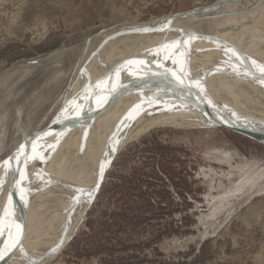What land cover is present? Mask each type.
I'll return each mask as SVG.
<instances>
[{
	"label": "rangeland",
	"instance_id": "1",
	"mask_svg": "<svg viewBox=\"0 0 264 264\" xmlns=\"http://www.w3.org/2000/svg\"><path fill=\"white\" fill-rule=\"evenodd\" d=\"M219 1L0 0V165L3 168L0 178L5 179L4 185L7 183L6 187L2 185L3 188L0 189V198L5 196L0 201H6L0 203V215H3L6 205L9 210L6 225L0 230V236L3 239L0 240V244L3 250L5 243L9 242L7 224L13 225L12 231L15 233L14 225L21 219L17 206V199L20 197L19 187L16 188L13 185L14 177L11 171L6 176L7 179L4 177L5 167L2 162L9 156L15 155L14 152L18 146L29 136L39 132L40 129H49V132H53L52 135L47 134L50 136V140H43L46 144L41 141L42 144L39 143L37 149L39 152L41 151L42 155H50L49 158L52 161L46 158V162H44L46 165H42L40 170L37 168V164H34L40 158L32 159L27 165L24 164L25 166L22 165V161L19 162L22 168L19 166L20 164L17 165L18 162L12 165L13 167H15L14 165L19 166L26 172L28 181L22 183L21 187L27 189L36 180V173L55 171V165L59 168L58 166L61 164H68L70 161H67L69 160L67 149L77 148L74 149L73 154L78 152L81 156L84 151L89 150L84 146L89 141L91 143L103 140L100 138L106 133L120 134V129L127 130L136 123H141L148 114L152 115L158 112L157 108L160 103L163 107L166 102V109L170 111V108L179 103L182 104L185 100L209 104L199 99L201 96L212 102L226 100L227 98L223 96L209 97L210 95H207L209 93L206 90L207 84L211 81L208 79L218 76V72L229 78L235 75L231 77V79L236 78V80L233 79L235 81L238 78L239 81L240 78H243L244 81L238 82L248 90L244 91L245 93L238 91V94H246L245 96L242 94L241 97L254 100L251 90L256 84L253 90L256 91L255 93L260 92L258 95L263 94L261 99L264 98V84L260 82L262 76L250 67L251 62L243 61L241 65V61L236 57L230 58L231 54H226L227 49H221L222 52L218 51V55V52L214 51L217 55H214L215 57L214 53L210 52L211 56L209 57L212 59H206L205 62L198 57L199 52L195 51L197 43H202L207 47L214 42V40L202 39L203 36H220L222 41L231 44L236 41V38L232 40L233 37H231L229 40L218 33L226 29L225 31L229 30L239 35L237 26L238 30L229 25L220 27L219 23L222 21H214L216 18L224 20L238 12L236 19L240 24L243 22L246 25L254 24L259 29L264 27V0H234L235 4L232 0L230 1L231 6L225 8L226 11L218 12L217 16L183 21L180 24L178 22L165 29L146 30L140 32L143 42L138 46H131L124 52H120L116 48L111 50L116 46L121 48L124 45L126 42L125 31L134 23L147 22L186 10H195L194 8L210 7ZM244 8L249 11H244ZM251 9L252 11H250ZM259 29V34H257L258 31L243 34L246 38L242 37V41L243 43L247 41L246 44L250 41L247 46H252V49L261 45V50H264L263 43L259 44V38L256 36H260L263 40L264 30ZM180 30L182 31L180 32ZM250 35L255 38H248ZM190 36H195V38L189 39ZM187 39L190 45L187 43L186 46L183 41ZM243 39H249V41ZM163 40L164 42H162ZM173 40L182 41L179 44L182 48L179 45L172 48L174 49H171L173 57L171 54L169 57L163 55V52L168 49L162 48V44H171ZM155 46H157L156 50ZM144 48H146L145 51ZM185 49H187L186 56L180 57L178 53ZM150 51L151 53H147ZM202 51H204L203 54L207 53L206 49ZM108 52L112 56L120 55L117 60L113 59L116 63L108 57L107 60L110 59L109 62H113L110 66L102 69L103 71L106 69L104 73L109 77L111 74L108 84L112 81V83H116L127 80L129 85L122 87L118 99L113 101L101 115L99 113L93 115L98 124L92 120L94 122L92 125L97 127L98 131L100 130L96 131V136L93 135L96 128L91 125H89L90 127L83 125L74 131L71 130L66 137L60 138L62 136H57L59 132L55 133V130L50 129L56 125L53 124L54 122H60L68 114L67 112L61 115V110L65 107L66 102L73 97L76 102H79L92 93L89 92V87L92 84L88 83L91 81L85 82V86L82 84L78 90L73 87V91L70 92L73 83L78 84L79 80L76 81V79L81 78L88 67L95 66ZM125 55H135V58L131 56L130 60H143L146 63L140 66L131 65V67L127 65V69L122 67L117 78L115 72L113 75L109 72L121 65L125 66L126 63L121 64ZM221 56L223 59L225 58V61H221ZM149 58L151 62L147 63L146 60ZM151 59L155 60V63L158 60L159 63H152ZM174 59L188 60L183 65L188 76L182 77L188 87L179 84L172 75V72L181 75V64H174ZM189 59H195L194 61L200 65ZM251 59L261 63L264 56H251ZM200 61L205 64L201 65ZM233 61L237 67H241L240 71L243 74H234L231 72L232 70L230 71V68L233 67L231 64H234ZM262 62L264 64V61ZM244 63L252 68L248 67L254 76L244 73ZM156 67L158 68L156 69ZM228 67L230 68L227 70ZM169 69L172 71H167ZM210 70H213V73ZM227 73L230 75H226ZM259 75L260 77H258ZM100 78L105 79L103 75L99 76V80ZM194 80L201 82L204 92L192 84ZM94 82L95 80H93ZM76 83L74 85H77ZM246 83L250 85L249 88ZM262 84L263 86L260 87ZM87 87L88 92L85 93L84 90ZM135 88L138 89L135 90ZM205 90L208 92L207 94ZM149 92L153 93V104L138 102V98H146ZM192 93H196L198 96L188 95ZM261 99L257 101H261ZM187 101H185L186 105L185 102L184 106L181 105L183 113H189L190 109L198 111L196 107L192 108L191 101L188 103ZM137 104L141 105L138 115H135L134 119L127 118L129 110ZM114 106H117L119 111H115ZM61 117L63 118L61 119ZM120 122L125 124L122 125ZM130 122L132 123L130 124ZM63 126H67V124ZM89 133L93 135L91 136L92 141ZM86 138L88 141L84 140ZM52 140L54 142L51 144ZM104 141L105 139L101 142V146ZM53 145L55 146L52 147ZM99 146L100 141H97L93 149L97 152L92 159H89V161L94 160L95 164L103 150L106 149L99 148ZM51 153H58V156H54L56 159L51 156ZM62 154L65 159L63 157L61 160L59 156L62 157ZM78 154L75 156L79 157ZM75 156L70 157L75 159ZM47 165L51 169L47 168ZM34 166L36 167L34 168ZM41 168H45L44 171L43 169L41 171ZM35 169L37 170L35 171ZM15 179H19L18 173ZM73 179L79 180L78 177ZM74 183L72 180L71 185H68L64 198H69L72 195ZM60 192L55 193L56 196L58 195L55 197L56 200H58ZM10 195L13 200L9 205ZM72 200L74 202L73 198ZM50 208L54 207H49L48 216H50H47L46 219L42 218L37 224L44 222L52 225L54 221V217H52L54 211L52 210L55 208ZM73 211L71 210V212ZM47 219L49 220L47 221ZM39 228L37 229L39 230ZM63 239L64 242L60 243L53 255L43 254L41 250H38L36 253L33 252V256L37 260L43 256L40 264H264V142L222 124H214L211 127L164 125L149 128L134 139L127 141L113 154L94 203L76 227L70 229L67 237H63ZM29 249V247L26 248L22 255L26 256L27 252L30 256L31 249ZM38 252L43 255L37 257ZM23 256L20 258L19 264L24 261Z\"/></svg>",
	"mask_w": 264,
	"mask_h": 264
},
{
	"label": "bare ground",
	"instance_id": "2",
	"mask_svg": "<svg viewBox=\"0 0 264 264\" xmlns=\"http://www.w3.org/2000/svg\"><path fill=\"white\" fill-rule=\"evenodd\" d=\"M230 1H232V0H223V1H219V3H217V4H215V7L214 8H216V9H214L213 11H209V12H207V13H205V15H214V14H217L218 12H220V11H223V10H225V8H227V7H230L231 6V2ZM246 1H248V0H246ZM230 2V3H229ZM233 2H234V0H233ZM215 3V2H214ZM234 4H235V2H234ZM249 4V3H248ZM243 5V4H242ZM246 5V4H245ZM211 6H214V5H211ZM211 6L210 7H201V8H194L195 10H201V9H209V8H211ZM247 6V5H246ZM243 7H245V6H243ZM247 8H249V6H247ZM237 9V8H236ZM235 9V10H236ZM240 9V8H239ZM232 10V9H231ZM226 11V10H225ZM241 11H243V10H241ZM240 11V12H241ZM244 11H249L248 9H246L245 10V8H244ZM250 11H252V9L250 10ZM233 12H236V11H233ZM239 12V13H240ZM242 13V12H241ZM219 14V13H218ZM225 14V13H224ZM227 14V13H226ZM237 14H238V12L236 13V15H234V16H230L229 14H228V16H230V18H227V19H224V20H221V19H217L216 18V20H214V21H219L220 20V22L222 23H219L220 25V27H222L221 25H229L230 27L232 26L233 27V29H234V27L236 28V26H237V28L239 29H237L238 30V32H240V34L238 35V33H236V32H234V33H232V32H230L229 30L228 31H221L220 33H218V35H221L222 37L223 36H225L226 38H228L229 40L231 39V37H233L232 38V40L233 39H235L236 41L234 42L233 41V43H232V45H234L236 48H239V50H241L244 54H246V55H248V56H252V57H254V56H264V50H261L262 48H260V46L259 47H254V49H252V46H247L248 45V43L250 44V41H249V39H245V40H248L249 42L246 44L245 42H247V41H245L244 39V43H243V41H242V37H244V38H246L245 36H243V34L245 35V34H247V33H250V32H257L258 31V29H259V27L257 28V26H255L254 24H252V25H250V24H247L246 25V23H242V24H240L238 21V19H236V16H237ZM215 16H217V15H215ZM220 16H222L221 15V13H220ZM212 17V16H211ZM210 17V18H211ZM219 17V16H218ZM222 18V17H221ZM223 18H225V17H223ZM215 19V18H214ZM237 20V22H235ZM212 21V20H211ZM249 22V21H248ZM209 23V22H208ZM214 23V22H213ZM134 24H138V23H134ZM179 24H180V22H179ZM236 24V25H235ZM218 26V27H219ZM226 27V26H225ZM230 27H228L229 29H230ZM231 27V28H232ZM145 28H147V27H145ZM144 28V29H145ZM157 28V27H156ZM191 28V27H190ZM215 28H217L216 26H215ZM215 28H214V31H215ZM209 29V28H208ZM235 29V30H236ZM150 30H152V29H150ZM149 30V31H150ZM189 30V29H188ZM223 30V29H222ZM259 30H264V27H262L261 29H259ZM182 30H180V32H181ZM143 32V31H142ZM179 32V33H180ZM259 32L260 31H258V33L257 34H259ZM215 33V32H214ZM251 34V33H250ZM141 33H139V34H137V35H135L134 37H131L129 40H128V42H125L124 43V45L121 47V48H119L118 46H116V47H114V48H112L111 50H113V49H119L120 50V52H124V50L125 49H127V48H130L131 46H138L141 42H143V39H141L143 36L141 35ZM241 35V36H240ZM249 35V34H248ZM247 35V36H248ZM257 36V38H259L258 39V43L260 44V43H263L262 45V47H263V49H264V37L262 38L263 40H261V38H260V36H258V35H256ZM261 36H262V34H261ZM264 36V35H263ZM250 37H253V36H249L248 38H250ZM146 38V37H145ZM144 38V39H145ZM221 37L220 36H218V37H215V39L216 40H214V42L211 44V45H209V46H204L202 43H197L196 44V46H197V48L195 49V51H197V52H199V54L200 55H198V57H200V58H202L203 59V61H205L206 62V59L208 60L209 58H211V57H209V56H211V54H210V52H213L214 54H213V56L216 54L215 52H218V51H221V49L223 50H225V49H227V48H231V46H228L229 44H228V42H225V41H222L221 39H220ZM225 38V39H226ZM253 38H255V37H253ZM256 38V39H257ZM152 39V38H151ZM251 39V38H250ZM167 40V39H166ZM177 40V39H176ZM183 40V39H182ZM188 40V39H187ZM260 40V41H259ZM174 41V40H173ZM185 41V40H184ZM162 42H164V40L162 41ZM180 42H182V41H180ZM255 42L257 43V40H255ZM120 43V42H119ZM153 43V42H152ZM172 43V42H171ZM160 44H161V42H160ZM189 45H190V43H188ZM194 43L192 42V45H193ZM226 44H228V45H226ZM148 45H149V43H148ZM162 45H164V44H162ZM191 45V46H192ZM147 46V45H146ZM150 46H151V44H150ZM149 46V47H150ZM180 46V45H179ZM187 46V45H186ZM225 46H227V47H225ZM156 47L157 46H155L154 48H155V50H156ZM185 47V46H184ZM222 47V48H221ZM146 48H148V47H146ZM146 48H144V51L146 50ZM153 48V46L151 47V49ZM163 48V47H162ZM179 48V47H178ZM180 48H182L181 46H180ZM260 48V49H259ZM150 49V48H149ZM149 49H147L148 51H149ZM159 49H160V47H159ZM158 49V50H159ZM188 49V48H187ZM203 49H206L207 51V53H205V54H203V52L204 51H202ZM110 50V51H111ZM116 50V51H117ZM172 50H174V49H172ZM171 49H168V50H165L164 52H163V55H168V57L170 56V54H171V56H172V54H173V51H172ZM109 51V52H110ZM152 51V50H151ZM151 51L150 52H147V53H151ZM160 52H161V49L159 50ZM159 51H158V53H159ZM163 51V50H162ZM176 51H177V49H176ZM183 51V50H182ZM215 51V52H214ZM108 52V53H109ZM140 52H142V51H140ZM157 52V51H156ZM192 52H193V50H192ZM222 52V51H221ZM225 52H227V51H225ZM106 54V55H104L103 56V58H101L102 60L101 61H99L98 63H96L95 64V66L93 65V67H91L90 66V68L88 67L87 68V71L86 72H84L82 75H81V78H77L76 79V81L77 80H79V81H77L78 82V84L76 83V82H74V83H76L77 85H74V83H73V85H72V89L70 90V92H72L73 91V87H76L75 89L76 90H78L79 88H80V86L82 87V84H84V86H85V82H87V81H91V83L90 82H88L89 84H92V86L91 87H89L90 89H89V92L91 93L87 98H85L84 100L82 99L81 101H77L76 103L77 104H80V105H82V108H81V117L80 118H77L76 117V115H75V112H73L72 111V109L70 108L69 109V111H68V114H66L65 116V118H63V117H61V119L63 118V120H60V122L59 121H57V122H54L53 124H56V125H54L50 130H55L54 132L55 133H58V135L57 136H62V137H60V138H64V137H66L67 136V134L71 131V130H73L74 131V129H77V128H80V127H82L83 125L84 126H89V125H91V126H93L94 127V125H92V124H94V122H95V120H96V118H94L93 117V115H95V114H97L98 112H99V107L98 106H95V105H97V102H98V99L99 98H102V95H103V93H104V91L107 89V87L109 86V84L107 85V87L106 88H104V89H97V88H95V85L97 84V82L98 81H101L102 79L100 78V80H99V76H101L102 77V75L106 78V76L108 75V74H106V73H104V71L106 70H102L104 67H106V66H110L111 64H112V62L114 61V60H117V58L120 56H112L111 55V53H109L110 54V56H109V54ZM118 53H119V51H118ZM208 53H209V55H208ZM146 54V53H145ZM144 54V55H145ZM153 54H154V52H153ZM179 54V53H178ZM219 54V52L217 53V55ZM225 54V53H224ZM251 54V55H250ZM141 55V54H140ZM143 55V56H144ZM148 55V54H147ZM157 55V54H156ZM161 55V54H160ZM176 55V54H175ZM194 55V54H193ZM193 55H191V56H193ZM217 55H215V56H217ZM137 56V55H136ZM146 56V55H145ZM190 56V57H191ZM214 56V57H215ZM226 56H228V55H226ZM111 58L113 61L112 62H109V61H111L110 59H109V61L107 60V58ZM173 57V56H172ZM177 57V56H176ZM194 57V56H193ZM219 57V56H218ZM132 58H135V55L134 56H132ZM151 58V57H150ZM150 58H149V60H146L147 61V63H149V61H150ZM153 58V57H152ZM155 58V57H154ZM179 58V57H178ZM187 58H189V57H187ZM195 58H196V56H195ZM221 58V61L222 60H224L223 58H222V56L220 57ZM220 58H218V59H220ZM227 58V57H226ZM136 59H138V58H136ZM160 59V58H159ZM170 59H171V57H170ZM182 59V58H181ZM212 59V58H211ZM211 59H209V60H211ZM233 59V58H232ZM237 59V58H236ZM263 59V58H262ZM151 60H153V59H151ZM162 60V59H161ZM160 60V61H161ZM171 60H173V59H171ZM175 60V59H174ZM185 60V59H184ZM187 60V59H186ZM189 60H195V59H189ZM200 60V59H199ZM252 60H254V59H252ZM258 60V59H257ZM155 60H153L152 61V63L154 62ZM188 61V60H187ZM213 61V60H212ZM225 61V60H224ZM262 61H264V60H262ZM261 61V63L263 64V62ZM115 62V61H114ZM151 62V61H150ZM158 62V60L156 61V63ZM208 62V61H207ZM214 62V61H213ZM213 62H211V63H213ZM234 62V61H233ZM250 62V61H249ZM116 63V62H115ZM114 63V64H115ZM146 63V62H145ZM155 63V62H154ZM155 63V64H156ZM159 63V62H158ZM165 63V62H164ZM194 63H198V62H196V61H194ZM200 63H202L201 61H200ZM209 63V62H208ZM219 63V62H218ZM242 63L243 62H241V65H242ZM248 63V62H247ZM175 64V63H174ZM181 64V63H180ZM191 64V63H190ZM189 64V65H190ZM205 64V63H204ZM203 63L201 64V65H204ZM214 64H215V62H214ZM237 64H238V62H237ZM144 65V64H143ZM192 65H193V63H192ZM197 65H200L199 63L197 64ZM232 65H235V62H234V64H231V66ZM244 65H245V63H244ZM127 65L125 64V66L124 67H126ZM140 66V65H139ZM147 66V65H146ZM161 66V65H160ZM162 66H163V64H162ZM178 66V65H177ZM248 66V65H247ZM114 67H115V65H114ZM128 67H131V65L129 66L128 65ZM196 67V66H195ZM240 67V66H239ZM249 67V66H248ZM250 67H252L251 65H250ZM249 67V68H250ZM97 68V69H96ZM116 68V67H115ZM147 68V67H146ZM145 68V69H146ZM158 67H156V69H157ZM160 68H162V67H160ZM163 68H165V67H163ZM177 68V67H176ZM194 68V67H193ZM230 67H228V68H226L227 70L229 69ZM110 69V68H109ZM124 69V68H123ZM126 69H127V67H126ZM129 69V68H128ZM141 69H142V67H141ZM140 69V71L142 72V70ZM145 69H143L144 71H145ZM149 69V68H148ZM147 69V70H148ZM196 69V68H195ZM199 69V68H198ZM205 69H208V68H205ZM204 69V70H205ZM210 69V68H209ZM212 69V68H211ZM222 69V68H221ZM239 69H241V67L239 68ZM243 69V68H242ZM250 69H252V68H250ZM112 70V69H111ZM125 70V69H124ZM146 70V71H147ZM197 70V69H196ZM203 70V71H204ZM217 70V69H216ZM225 70V69H224ZM223 70V72H225ZM232 69L230 68V71H231ZM244 70V69H243ZM253 70H255L254 68H253ZM101 71V73H98V72H100ZM103 71V72H102ZM130 71V70H129ZM139 71V72H140ZM160 71V70H159ZM211 71V70H210ZM209 71V72H210ZM213 71V70H212ZM211 71V72H212ZM219 71V70H218ZM113 72H115V71H112V72H109V73H112V75H113ZM196 72H198V71H196ZM205 72V71H204ZM203 72V73H204ZM207 72H208V70H207ZM206 72V73H207ZM221 72H222V70H221ZM231 72H233V71H231ZM230 72V73H231ZM255 72V71H254ZM98 73V74H97ZM147 73V72H146ZM213 73V72H212ZM217 73V72H216ZM219 74H217L218 76H216L215 78H214V76H213V79H211L209 76H207L208 78H210V79H208V80H211V81H209L208 82V84H207V88H206V90H208V92L206 91V94L207 95H210L209 97H213V96H215V97H220V96H223V97H225V98H227L226 100H224V101H218V102H215V101H211L212 102V104H210L209 102H208V99H206L204 96H201V97H199V99H202V100H204L205 102H207V103H209V104H202V103H198V102H195V101H191V100H185V101H187V103L189 102V101H191L192 102V104H193V109L196 107V109L198 110V111H194V110H192V109H190L189 110V113H187V114H185V113H183L182 111H183V107L181 106V105H183V103L185 102H183L182 104H178V105H176V106H173L172 108H170V111L168 110L167 111V109H166V102H164L165 104L163 105V107H162V104L160 103L159 104V106H158V112L157 113H155V114H152V115H150V114H148L147 115V117H145V119L141 122V123H136L133 127H130V128H127V130L125 129H120V134H118V133H115V134H109V133H106V134H104L100 139H105V141L103 142V144H102V146H101V142L103 141V140H97V141H100V146H99V148L101 147L102 149H105L107 146H108V148H110V144H113V147L115 148V151H113V154L120 148V147H122L123 145H125L126 143H127V141H129L130 139H134L135 137H137V136H139L141 133H143V132H145L147 129H149V128H152V127H155V126H164V125H174V126H177V125H204V126H208V127H211L212 125H214V124H222V125H226V126H230V127H233V128H236V129H238V130H240V131H243V132H246V133H248V134H250L251 136H254L255 138H257L258 140H262V141H264V98L263 99H261V96L263 95L262 93V95H258V93H260V92H258V91H260V90H258L257 92L258 93H255L256 91H254L253 89H255V85H253L254 86V88H253V86H252V97L254 98V100H249L248 98H246V97H241V95L242 94H240V96H239V94H238V91H241V92H246L248 89H246L241 83L239 84V82L240 81H242L243 80V78L241 79L240 78V81L237 79V81H235L236 80V78H233V79H235V80H233V79H231V77H234L235 75V73L233 74L234 76H231L230 78L228 77V76H223V75H221L220 74V72H218ZM230 73H227L226 75H230ZM240 73H242L243 74V72H241L240 71ZM100 74V75H99ZM106 74V75H105ZM144 74V73H143ZM202 74V73H201ZM205 74V73H204ZM259 74V73H258ZM97 75H99V76H97ZM132 75V74H131ZM179 75V74H178ZM198 75V74H197ZM210 75V74H209ZM213 75V74H212ZM220 75V76H219ZM232 75V74H231ZM240 75V74H239ZM238 75V76H239ZM205 76V77H206ZM237 76V75H236ZM245 76V75H244ZM247 76V75H246ZM251 76V75H250ZM254 76V75H253ZM108 77H109V75H108ZM110 77H111V74H110ZM134 77V76H133ZM242 77V76H241ZM258 77H260V75L258 76ZM112 78H114V76H112ZM128 78V77H127ZM130 78H132V77H130ZM202 78V77H201ZM122 79V78H121ZM123 79H126V78H123ZM183 79V78H182ZM207 79V78H206ZM244 79H245V77H244ZM257 79V78H256ZM255 79V80H256ZM93 80H95V82L93 83ZM207 80V81H208ZM97 81V82H96ZM239 81V82H238ZM244 81V80H243ZM249 81V80H248ZM247 81V82H248ZM250 81H252V80H250ZM258 81H259V79H258ZM113 82V81H112ZM111 82V83H112ZM236 82V83H235ZM238 82V83H237ZM110 83V84H111ZM129 82H127V80L125 81H120V82H116L115 84L116 85H129L128 84ZM177 83V82H176ZM259 84H260V82H258ZM186 84V83H185ZM200 84H201V82H200ZM231 84V85H230ZM244 84V83H243ZM247 85H249L250 84V82H249V84L248 83H246ZM252 84H254V83H252ZM264 84V83H263ZM263 84L260 86V87H262L263 86ZM112 85H113V83H112ZM205 85V84H204ZM234 85V86H233ZM246 85V86H247ZM251 85V84H250ZM250 85L248 86V88L250 87ZM87 86H88V84H87ZM162 86V85H161ZM203 86V85H202ZM232 86V87H231ZM259 86V85H258ZM160 87V86H159ZM164 87V86H163ZM162 87V88H163ZM259 87V88H260ZM88 88V87H87ZM158 88V87H157ZM256 88H257V86H256ZM86 89V88H85ZM123 88L121 87L120 89H119V91L117 92V94L115 93V94H112V95H110L109 96V99H108V103H107V107H109V105L113 102V101H115L116 99H118V96H120V94H121V90H122ZM138 89V88H137ZM136 88H135V90H137ZM142 89V88H141ZM198 89V88H197ZM200 89V88H199ZM262 89V88H261ZM257 90V89H256ZM159 91V90H158ZM161 91V90H160ZM182 91V90H181ZM249 91H250V89H249ZM262 91V90H261ZM157 92V91H156ZM244 92V93H245ZM254 92V93H253ZM76 93V92H75ZM75 93H73V94H75ZM119 93V94H118ZM134 93H135V91H134ZM197 93V92H196ZM196 93H192V94H188L189 96H191V95H195L196 97L198 96V94H196ZM248 94H249V92H247ZM70 94V93H69ZM85 94V93H84ZM161 94V93H160ZM163 94V93H162ZM164 94H165V92H164ZM77 95V94H76ZM80 95H82L81 94V92H80ZM86 95V94H85ZM79 96V95H78ZM77 96V97H78ZM152 96H153V93H150L149 92V94H148V96L146 97V98H138V102H149V103H152L153 104V101H154V99H152ZM186 97H188V96H186ZM71 98V97H70ZM74 98V97H73ZM261 99V101H257V100H260ZM77 100H79V99H77ZM166 100V98L164 99V101ZM67 101V100H66ZM254 101H257V102H254ZM157 102V101H156ZM213 103H216L217 105H215V104H213ZM155 104V103H154ZM175 104V103H174ZM185 105H186V102H185ZM190 105V104H189ZM189 105H187V106H189ZM215 105V106H214ZM95 106V107H94ZM184 106V105H183ZM187 106H185V107H187ZM64 107V106H63ZM94 107V108H93ZM152 107V106H151ZM190 107V106H189ZM93 108V109H92ZM114 108H115V111H119L118 110V107L117 106H114ZM188 108V107H187ZM195 109V110H196ZM201 109V110H200ZM185 110V109H184ZM151 111V110H150ZM179 111V112H178ZM186 112H188V111H186ZM148 113V112H147ZM235 114V115H234ZM97 117H99L100 118V116H98L97 115ZM67 118V119H66ZM60 119V118H59ZM103 119V118H102ZM92 120L94 121V122H92ZM63 121V122H62ZM90 121V122H89ZM98 121H99V119H98ZM92 122V123H91ZM100 122V121H99ZM90 123V124H89ZM96 124H98L97 123V121L95 122ZM126 123H128V122H126ZM132 122H130V124H131ZM65 124H67V126H63L62 127V125H65ZM88 124V125H87ZM117 124H119V123H117ZM120 124H125V123H121L120 122ZM129 124V123H128ZM69 125V126H68ZM115 125V124H114ZM97 126V125H96ZM67 127V128H66ZM90 127V126H89ZM88 127V128H89ZM94 128H96V129H94ZM93 129L95 130V132H94V134L93 135H97V134H95V133H97L96 131H98V129H97V127H94ZM1 129V128H0ZM92 129V130H93ZM49 129H40V131L39 132H37V133H34V134H32L31 136H29L28 138H26V140L24 141V142H22L19 146H18V148L16 149V151L14 152V153H16L17 152V150L19 149V147L21 146V145H25V152L26 153H31V151H32V142L33 141H35V143L39 146V143L40 144H42L41 143V141H43V140H45V141H47V139H49L50 138V136H48V135H42V136H40L39 137V139H37V134H40V133H45L46 131H47V133L48 134H51L52 135V133L53 132H49L48 131ZM52 130V131H53ZM61 130H63V131H61ZM87 130H89V129H87ZM86 130V131H87ZM90 130H91V128H90ZM89 130V131H90ZM72 131V132H73ZM89 131H87V132H89ZM100 131V130H99ZM98 131V132H99ZM90 134H92V133H89L88 135H89V137H90V139L92 138L91 136H93V135H90ZM95 136H94V139L96 140V138H95ZM52 137V136H51ZM69 138V137H68ZM57 139V138H56ZM89 139V140H90ZM50 140V139H49ZM54 140V139H53ZM51 141V144L54 142V141ZM72 140V139H71ZM70 140V141H71ZM74 141H75V139H73ZM85 141L87 140V138L86 139H84ZM73 141V142H74ZM88 141V140H87ZM91 141H92V139H91ZM97 141H92L91 143H90V141L86 144V143H84V144H86V145H84L85 147H88L89 148V150L88 151H84V149H83V151H84V154L83 155H81V156H79V154H78V152L77 153H75V154H78V156L79 157H76L75 156V154H73L74 152H75V150L74 149H77V148H74V146L73 145H71V146H73V148L74 149H72V147H71V150H68L67 149V151H66V153L68 154V158H69V160H67L69 163L68 164H66V165H64V164H61L60 162H59V164H61L60 166H58L59 168H57V166L55 165V167H56V169H55V171H47V172H45V173H41L42 175H43V179H39V178H36V180L32 183V181H31V183L32 184H30V186L28 187V192L26 193V195H25V198L22 200L21 199V197H18V199H17V206H18V210H20L19 211V216H20V221L17 223V224H20L21 225V227H22V234H21V236H20V240H21V243H20V245H18L16 248H13L12 250H14V249H17V248H19V246H21L22 247V249H23V251H21V248L20 249H18V250H16V253L11 257V259H10V264H19L20 262V258L23 256L22 254H23V252H25L26 251V248L28 249V247L31 249V252H30V254L32 253L33 254V252H37L38 250H41V252H43V254L44 253H47L48 255H53V253H55L57 250H55V249H57V246L59 245L60 246V243H61V241H62V239H63V237L65 238V237H67V234H68V232L70 231V229H72V228H75L76 227V225L78 224V222H76V221H73V222H69L67 225H64L63 224V222H65V220H67L68 219V217H71V214L70 213H73L74 214V216H80V214L85 210V208H86V206H87V203H88V199H89V196H88V194H81V193H79L78 192V190L79 189H88V190H90L91 189V187L93 186V184H94V182H95V180H96V177H97V171H98V166H99V162H100V158H98L97 160H96V164H95V162H94V160L93 161H89V159H92V157L95 155V153L97 152V151H95V150H93L94 149V147L96 146V143H97ZM117 141H118V143H117ZM44 142V141H43ZM57 142V141H56ZM1 143V142H0ZM45 143V142H44ZM76 143V142H75ZM46 144V143H45ZM50 144V145H51ZM68 144H69V142H68ZM56 145V144H55ZM55 145H53L52 147H54ZM64 145H65V143H64ZM83 145V144H82ZM80 146V145H79ZM81 147V146H80ZM84 147V148H85ZM62 148V147H61ZM65 148V147H64ZM83 148V147H82ZM38 149V148H37ZM56 149V148H55ZM91 149V150H90ZM63 150H65V149H63ZM106 150V149H105ZM105 150H103V152H102V154L105 152ZM54 151V150H53ZM74 151V152H73ZM99 151V150H98ZM41 152V151H40ZM50 152H52V151H50ZM58 152V151H57ZM81 151L79 150V153H80ZM55 153V152H54ZM54 153H51L52 155V157H54V156H58V153H56V154H54ZM44 154V153H43ZM101 154V155H102ZM59 155H60V153H59ZM75 156L76 158L75 159H73V158H71L70 156ZM11 156H14V155H11ZM11 156H9V157H11ZM50 156V155H49ZM49 156H46V155H43V159H39L38 160V158L36 159V160H38V162H35L34 164L36 165V166H38L37 168H39V170H40V167L42 166V165H44V162H46V158H48L49 160H50V158H49ZM64 156H63V154H62V157H60L59 156V158L61 159V158H63ZM55 158V157H54ZM56 159V158H55ZM58 159V158H57ZM64 159H65V157H64ZM72 159V160H71ZM84 159V160H83ZM48 160V162H50V161H52V160H50L49 161ZM59 160V159H58ZM62 160V159H61ZM54 161V160H53ZM67 161H65L66 163H67ZM54 162H56V161H54ZM53 162V163H54ZM91 162H92V166H91ZM10 163H11V165H13V164H15V163H17V161L15 160V159H13V160H11L10 161ZM51 163V162H50ZM18 164H20V163H17V165ZM56 164V163H55ZM22 165H24V163L22 164ZM22 165L20 164L19 166H21V168H22ZM40 165V166H39ZM46 165V164H45ZM44 165V166H45ZM58 165V164H57ZM15 167H16V165H14ZM18 166V168H20ZM25 166V165H24ZM29 166V165H28ZM36 166H34V168L36 167ZM48 166V165H47ZM46 166V167H47ZM50 166H51V164H50ZM53 166H54V164H53ZM27 167V166H26ZM26 167H24V168H26ZM47 168H49V166L47 167ZM53 168V167H52ZM42 169L43 168H41V171H42ZM45 169V168H44ZM44 169H43V171H44ZM49 169H51V168H49ZM63 169H65L64 171H63ZM88 169H92V170H88ZM37 169H35V171H36ZM88 170V171H87ZM10 172V171H9ZM3 173V168H2V165H0V175ZM4 175V174H3ZM8 175H9V173H8ZM7 175V176H8ZM35 177V176H34ZM74 177H78L79 178V180L78 181H76L75 179H73ZM2 178V177H1ZM9 178V177H8ZM6 179H7V177H6ZM10 179V178H9ZM8 179V180H9ZM5 180V179H4ZM72 180L75 182L74 183V187H73V192H72V195L68 198H64V194H65V192H66V189L69 187L68 185H71V183H72ZM48 181H51L50 183L48 182ZM6 182V181H5ZM8 182V181H7ZM30 182V181H29ZM26 184V183H25ZM4 185V184H3ZM5 187L7 186V183H6V185H4ZM9 187V186H8ZM2 188H3V186H2ZM17 188V187H16ZM1 189V188H0ZM3 190V189H2ZM16 190V189H15ZM60 190H61V192H60ZM7 191V190H6ZM4 192H5V189H4ZM60 192V196H59V198H58V200H56L57 198H55V197H57L56 196V194L55 193H59ZM5 194V193H4ZM3 194V195H4ZM13 194V193H12ZM15 194V193H14ZM77 195V196H76ZM1 196V195H0ZM79 197V199L80 200H82L80 203H76L75 201L73 202V200H72V198H74V197ZM4 197L5 196H2L0 199H4ZM14 197V196H13ZM6 199V198H5ZM13 200V199H12ZM56 201V202H55ZM1 202H6V201H4V200H2V201H0V203ZM5 205H6V203H4ZM2 206V205H1ZM4 206V205H3ZM54 207V208H50V209H54V210H52V211H54V215H53V213H52V217H54L53 218V222H52V225H48V224H46V223H42L41 224V222H40V224L42 225L41 227L39 226L40 224H37L38 223V221H40L42 218H44V219H46L47 218V216H48V214H49V207ZM73 209H75L74 211H73ZM1 210H3V209H1ZM48 210V211H47ZM71 210L73 211V212H71ZM51 212V211H50ZM1 214V213H0ZM51 214V213H50ZM72 214V215H73ZM50 216V215H49ZM48 216V217H49ZM49 219H47V221H48ZM51 220V219H50ZM45 221V220H44ZM46 221V222H47ZM51 222V221H50ZM40 227V228H39ZM37 228H39V230L37 229ZM14 232H15V230H14ZM1 237L2 236H0V240H3V239H1ZM9 238V237H8ZM3 242V241H2ZM63 242H64V239H63ZM62 244V243H61ZM63 246V245H62ZM35 247V248H34ZM29 249V250H30ZM0 251H3V249H2V246H1V244H0ZM4 254H5V252H4ZM42 253H40V252H38L37 253V257L38 256H40ZM42 254V255H43ZM22 255V256H21ZM34 255V254H33ZM46 255V254H45ZM34 257V256H33ZM47 257V256H46ZM23 258H25V255L23 256ZM41 259H43V256H41L38 260L37 259H35V264H40L41 262H42V260ZM22 260V259H21Z\"/></svg>",
	"mask_w": 264,
	"mask_h": 264
},
{
	"label": "snow or ice",
	"instance_id": "3",
	"mask_svg": "<svg viewBox=\"0 0 264 264\" xmlns=\"http://www.w3.org/2000/svg\"><path fill=\"white\" fill-rule=\"evenodd\" d=\"M169 23H170V21H169ZM193 38H195V36H190L189 37V39H193ZM208 39H211V37H208ZM180 43L181 42L179 40L178 41H173L171 44H165L162 47L165 48V49H172V48H176L177 45H179ZM183 43L185 45H187L188 40L183 41ZM225 47H227V46H225ZM186 53H187V49H185L184 51L180 52L179 56L180 57H185ZM228 53L231 54L230 58L231 57H236L238 60H241V62H243L242 54H239L236 50H234L232 48H227V53L226 54H228ZM165 58L167 59L168 57L166 56ZM173 62L174 63H181V67H180L181 75H177L176 72H172V75L175 77L176 81L179 84L184 85L185 87H188L187 85H185L184 79H182V77H187L188 76V73H187V71H185V68L183 66L184 64H186V60H174ZM125 63H126V65H143L145 62L143 60H129V61H126ZM251 66H252V68H254L256 70V72H259L261 74L262 79L260 80V82L264 83V64L258 63L255 60H251ZM122 67H124V65H121V66L117 67L114 70L115 71V75H116L117 78L119 77V73H120V70H121ZM167 71H172V70L169 69ZM232 71L235 74H240V69L236 65H233ZM244 73L247 74V75H254V73L249 70L247 65L244 66ZM133 75H135V73H133ZM110 79H111V77H107V78H105V79H103L101 81H98L97 84L95 85V88H97V89L106 88ZM192 84H194L196 87L200 88L201 92H204V89L201 86L199 80L192 81ZM121 87H125V86L124 85H119L118 86L115 83H113L112 87L109 89V93L110 94H114V93L118 92ZM84 91H85V93H87L88 92V88H86ZM208 102L210 104L212 103L210 99L208 100ZM106 103H108L107 97L99 98L98 102H97V106L98 107H103L104 104H106ZM70 108L72 109L73 112H75V115H76L77 118L81 117L82 105L77 104L75 98H73V99H71V100L66 102L65 107L61 110V115L67 113ZM140 109H141V105L140 104L135 105L132 109L129 110V113L127 114V118L134 119L135 115H138V110H140ZM47 134H48L47 132L37 134V139H39L40 136L47 135ZM117 143H118V141H117ZM37 148H38V145L35 143V141H33L32 142V151L29 154V153L25 152V145H21L14 156L9 157L8 159H6V160H4L2 162L4 167H5L4 177H6L8 175L9 171H11L13 173V177H14L13 185L16 186V187H19L20 197H21L22 200L25 198V195L28 192V189L26 187H21V185H22V183L28 181V176H27L26 172L23 169L18 168V167H13L11 165L10 161L15 159L18 163L22 161L25 165H27V163L29 161H31L32 159H35V158L43 159L44 157H43L42 153L39 152L37 150ZM112 150L115 151V148L113 147ZM104 170H105L104 169V164H102L101 168H100L101 175H103ZM17 173L19 175V179H15V176H16ZM36 176L39 179H43V175L41 173H36ZM48 182L50 183L51 181H48ZM3 184H4V179L0 178V188H2ZM94 191L95 190H88V189H79L78 190V192L81 193V194H88L89 202L91 201V198H92L90 193H92ZM73 199H74V201L76 203L80 202L79 197H74ZM11 203H12V198H11V195H10L9 196V200H8V204L10 205ZM8 216H9V210H8L7 205H6L5 209H4V212H3V215H0V230H2L5 227L6 218ZM14 227H15V233H13V231H12L13 225L11 223L7 224L9 242H6L4 250L0 251V259L3 258V255H4L5 251H11L13 248H16L21 243L20 236L22 234V227H21L20 224H15ZM62 242L63 241H61V243ZM57 247H59V245ZM21 251H23L22 247H21Z\"/></svg>",
	"mask_w": 264,
	"mask_h": 264
},
{
	"label": "water",
	"instance_id": "4",
	"mask_svg": "<svg viewBox=\"0 0 264 264\" xmlns=\"http://www.w3.org/2000/svg\"><path fill=\"white\" fill-rule=\"evenodd\" d=\"M214 7H215V5L211 6V8H209V9L206 8V9H201V10H186L184 12H179V13H175V14H168V15H165V16L147 21V22H140L138 24H134L131 27L126 29L124 38H125L126 42H128V40L131 37H134L135 35L139 34L142 31L155 29L156 27L165 29V28L171 27L173 24H176L178 22L191 21V20L198 19V18L209 17L210 15L206 16L205 13H207L209 11L211 12L214 9H216ZM217 14H214V15H217ZM214 15H211V16H214ZM169 21H170V23H169ZM145 27H147V28H145ZM208 37H211V39H208ZM202 39L216 40L215 36H203ZM228 44H226V45L231 46L232 49L236 50L239 54H242V58H243L244 62L245 61L251 62L252 59L250 56L244 54L241 50H239V48H236L231 43H228ZM131 56L132 55H125L122 59L123 61H121V64H124L126 61H129L131 59ZM111 87H112V84H109L107 89L104 91L102 98L107 97V99H109V96H110L109 89ZM106 108H107V103L104 104L103 107H99V109H98L99 115H101ZM234 129H236V128H234ZM236 130H238V129H236ZM238 131H240V130H238ZM240 132L245 133L248 136L255 138L254 136H251L250 134H248L246 132H243V131H240ZM255 139H257V138H255ZM259 141H262V140H259ZM110 145H111L110 148H108V146H107L105 152L101 155L99 166H98V171H97V177H96V180H95L93 186L90 189V190H95L94 192L90 193L92 196L91 201L89 202V199H88L87 206H86L85 210L80 214V216H74L73 213H70L71 217H68V219L65 220V222H63L64 225H67L69 222H73V221L80 222L81 219L87 214V212L91 208L92 204L94 203L96 196H97V194L101 188V185L103 183V180H104L105 174L107 172V169L109 167V164L111 162V159L113 158V150H112L113 144H110ZM102 164H104V169H105L103 172V175H101V173H100V168H101ZM20 248H21V246H19V248H17V249L5 252V254L3 255V258L0 259V264H10L11 257L16 253V250H18ZM22 264H35V257H33V254H30V256H29V254H27V252H26V256H25Z\"/></svg>",
	"mask_w": 264,
	"mask_h": 264
}]
</instances>
